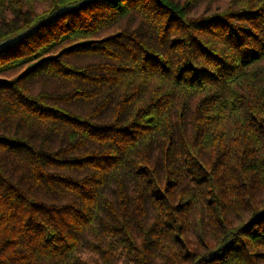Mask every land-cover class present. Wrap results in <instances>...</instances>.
Listing matches in <instances>:
<instances>
[{
	"label": "trees",
	"instance_id": "obj_1",
	"mask_svg": "<svg viewBox=\"0 0 264 264\" xmlns=\"http://www.w3.org/2000/svg\"><path fill=\"white\" fill-rule=\"evenodd\" d=\"M223 1L0 0V264H264V0Z\"/></svg>",
	"mask_w": 264,
	"mask_h": 264
},
{
	"label": "rangeland",
	"instance_id": "obj_2",
	"mask_svg": "<svg viewBox=\"0 0 264 264\" xmlns=\"http://www.w3.org/2000/svg\"><path fill=\"white\" fill-rule=\"evenodd\" d=\"M221 2H225V1L221 0ZM203 4H204V3H203ZM204 5H205V4H204ZM215 6H216V3L210 4V7H211V8H214ZM199 9H200V8H199ZM200 10H201V9H200ZM12 74H15V73H14V72H12V73H8V74H6V76H11V77H12V76H13ZM33 88L36 89L37 86L34 85Z\"/></svg>",
	"mask_w": 264,
	"mask_h": 264
}]
</instances>
